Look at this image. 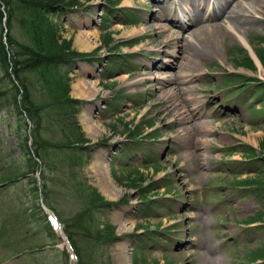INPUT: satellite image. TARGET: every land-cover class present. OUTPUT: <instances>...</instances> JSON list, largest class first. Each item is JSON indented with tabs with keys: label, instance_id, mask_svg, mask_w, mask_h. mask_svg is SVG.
I'll return each mask as SVG.
<instances>
[{
	"label": "rangeland",
	"instance_id": "rangeland-1",
	"mask_svg": "<svg viewBox=\"0 0 264 264\" xmlns=\"http://www.w3.org/2000/svg\"><path fill=\"white\" fill-rule=\"evenodd\" d=\"M75 1L47 18L93 59L68 72L87 142L61 146L50 110L36 140L10 98L0 102V264H79L80 255L84 264H264V69L255 54L264 53V1L243 31L228 29L214 55L194 59L182 47L196 24L185 21L203 14L211 18L202 23L224 24L215 10L224 0ZM11 32L23 39L17 25ZM169 34L178 38L165 44ZM170 75L175 84L161 82ZM25 134L32 160L20 149ZM82 187L102 198L91 211ZM86 209L91 233L104 228L93 243H80L84 229L72 224Z\"/></svg>",
	"mask_w": 264,
	"mask_h": 264
},
{
	"label": "trees",
	"instance_id": "trees-1",
	"mask_svg": "<svg viewBox=\"0 0 264 264\" xmlns=\"http://www.w3.org/2000/svg\"><path fill=\"white\" fill-rule=\"evenodd\" d=\"M76 3L75 0H0V82L3 83V87H0V102L10 98L16 114H22L25 116L23 118L32 122L33 128L30 135L35 136L36 140L40 135L42 115L47 110L55 111L57 127L63 136L62 139L65 140L63 143L59 142L60 145L66 148L84 149L81 147L87 142V139L82 137L79 125L75 120L79 101L68 95V72L77 60L86 58V61H92L93 59L89 60V53H80L71 49L70 39L60 38L59 24L47 18V14L56 10L69 9ZM14 24L22 32L23 39H17L12 34L11 30ZM255 54L264 69V53L258 51ZM244 62H246V67H251V60L248 57L243 59L242 64H245ZM6 83L9 85H5ZM26 137L28 135L20 138V149L29 160H32L31 156H28L31 148L26 144ZM43 148V143H39L32 149V153L38 158L39 150ZM77 161L80 162L81 158L79 157ZM33 163L35 166L34 160ZM33 187L34 190L37 189L36 183ZM83 190V187L80 188L79 193L90 205V211L93 209H91L92 206L100 205V201H102L100 196L97 194H93V198L90 197L93 195L86 196L83 194ZM143 202L147 203L148 201ZM106 204L107 206L112 205L110 202ZM89 209L82 213L83 216L79 213L72 217V220L76 221L72 224L74 226L79 224L84 229L81 237L79 236L80 243L83 242V238L84 242L92 240L93 243L101 238L97 235L104 231V228L101 229L102 231L97 229L96 237H94L95 235L91 233V229H94L91 227L92 224H87L86 227L83 223L85 215H88L89 222H93V214L88 213ZM64 232L66 233L65 230ZM111 234L105 233V236L112 242L116 237L110 238ZM66 237L78 259L79 256L76 252L77 250L80 252L79 247L73 246L67 233ZM150 239L152 238L150 237ZM89 250L95 251L91 248ZM81 259L80 255L79 264H84ZM87 263L90 264V261Z\"/></svg>",
	"mask_w": 264,
	"mask_h": 264
},
{
	"label": "bare ground",
	"instance_id": "bare-ground-1",
	"mask_svg": "<svg viewBox=\"0 0 264 264\" xmlns=\"http://www.w3.org/2000/svg\"><path fill=\"white\" fill-rule=\"evenodd\" d=\"M225 1L226 0H224L223 2H218L219 6L216 8L214 6L212 8V9L215 8V10L220 11V12L222 10L221 14L224 18V24H221V22L202 23L203 19L205 17L206 18L208 17V16H203V14L199 15L198 18L197 17L193 18L192 21H189V20L185 21L186 27H188L191 24H196L194 27L190 28L188 32V37L189 36L192 37L191 41L182 47V49L186 50V53H188V55L185 54L186 58L194 59V58H200L206 55H214L218 47V46L216 47V41L218 37H220L224 32H227L228 29H232L234 31H243L245 29L246 24H248L247 21L249 20L248 18L250 16L249 13L251 12V10L254 9L256 6L258 7V5L261 4L264 0H229V2L227 0L228 3L226 4H225ZM171 22L173 24H176V23H179V20L176 19V20H172ZM176 38L178 37H173L172 35L169 34V36H167V40L165 44L172 43ZM76 44L81 47H84L83 40L78 37L76 38ZM183 78L189 79L190 77L187 76ZM177 79L178 78H175L174 75L173 76L170 75L168 77H162L161 82H171L175 84ZM181 80H184V79H181ZM79 87H80L79 83L75 82L73 86L74 90H80ZM173 87L174 89L178 88L176 85H173ZM157 90L165 91V88L161 86ZM173 95L174 94H171L170 96H173ZM172 109H175L173 110L174 112L178 111V109L176 108V105L172 106ZM181 114H178V117ZM184 114H182L179 118L178 117L175 118V120L177 122L185 120L186 116ZM52 222H53V225L58 227L57 222L54 219H52Z\"/></svg>",
	"mask_w": 264,
	"mask_h": 264
}]
</instances>
